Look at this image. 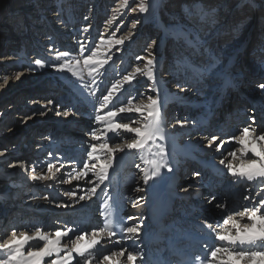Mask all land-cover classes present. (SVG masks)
Wrapping results in <instances>:
<instances>
[{"label":"bare ground","instance_id":"1","mask_svg":"<svg viewBox=\"0 0 264 264\" xmlns=\"http://www.w3.org/2000/svg\"><path fill=\"white\" fill-rule=\"evenodd\" d=\"M17 1L20 2V0H6L4 6H13L11 9L15 10L17 8L15 7V3ZM44 1L45 3L43 9H41L42 11L39 9L37 10L39 2L36 0H27L25 5H23L25 2L21 3V6L18 5V10L21 9V11H23L26 9L25 12H29L25 14L28 20L23 17H21L23 19L19 18L20 15L17 13L18 10L8 16V19L11 21L13 17L17 18V20H13L16 21L14 22L16 28H19L17 25L23 22L25 28H20L21 31L18 29L19 36L15 33L11 34L10 31L8 32L4 29L7 26V20L1 19L0 16V40L2 41L4 39L1 50L5 52L4 56L0 57V83L2 82L1 84H5L6 87V84L14 81L16 82V86H19L21 81L19 82L18 80L30 79V87L26 90V93L34 97L29 98L26 95V101H24L25 109L22 113L27 110L26 107H28L27 105L30 103H35L36 110H28L30 114H27V123L33 120H40L43 117H46L48 120H53L47 121V123L49 122L52 124L51 126L53 128L46 127L48 124L39 125L42 131H40V135L36 137V146H49L54 149L48 164L41 167V169H44V167L47 168L50 173L46 170H39L38 178L34 180V184L38 187V193L35 196L36 202L38 203L40 199L41 204H47L48 199L46 194L48 193L49 187L53 185L54 180L52 171L54 169H59L61 165L60 161L55 158V154L61 152L62 145L59 143L65 136L73 137V133H69L67 128L69 126L67 125L76 124L79 127V131H81L82 127L87 130L88 136H85L83 133L79 134L81 136H74V138L79 141L75 143L78 145L90 144L92 147L96 145V150L93 151L92 148L90 152L80 153V156L83 157L85 155L88 157L89 163L85 168V172L80 170V168L78 171H73L74 168L72 167L60 168L57 172L58 185H61L66 191L73 190L74 187H76L75 191L79 196L73 199V202L90 198L94 194V186L98 182L96 181L97 174L100 172L98 164L101 163L103 166L112 167L117 160L120 161L121 158H124V161L132 162V170L136 171L138 174V177H136L138 180L137 182L128 183V188H132L133 199L136 200L134 202L136 203L134 205L135 207H133L135 209V214H133L135 218L132 219V221L135 220V222L130 224L128 228L137 229L140 223H144V219L153 216V220L150 221L152 225L151 229H156L159 233L163 231L162 238L164 241H173L179 237V235H175L174 233L180 234L179 230H175L174 220L166 223V219V224H159V219L161 217L159 218L157 213L160 207L165 205L163 209H167L169 206V199L166 197L165 192L162 190L163 187L161 186L166 183L170 184V189L175 193V187H173V176L175 171H181L183 180L191 176L193 177L190 170L188 173L180 168L185 166L181 165L188 159L187 154L195 156L198 152L194 151L203 147L199 145L203 139V135L198 133V131L202 129L197 122V120H199L198 117L203 113L208 114L215 105H218L222 112L224 111L225 118H227L229 114H233V111L238 108V105L242 101L240 93L237 92V88L235 87L241 84L243 88H248L252 91L253 98L261 101L260 108L264 111V88L260 87V85H264V65H262L264 64L262 63L264 62V20L262 23V34L258 41V44H260L258 46L259 48L256 47L254 50L252 49V51L244 49L245 51L242 53V50L238 48L242 40L240 38L235 46L222 48L220 35L225 34L224 31H227L226 29L224 30L225 20L219 19L217 21L222 28L220 27L218 31L219 35L216 34L213 36L214 40L212 42L201 39L202 32L204 31L203 26L200 25L212 23V20L209 21L206 19L209 15H213L211 11L212 8H207L206 5H200L202 0L199 2L183 0L185 3H183L181 7L183 9L186 8L184 9L187 18L185 25L178 23V20H181L180 14L182 13V11H178L179 7H172L169 8V11L167 10L169 12L167 13L169 17L166 18V21H168L167 23H163L161 19H159L160 7L165 5L175 6L179 1L143 0L148 10L146 12H141L139 10L140 16L147 23L160 28L157 32V38L153 37L152 39L153 42L148 54V52H145V38L143 35L139 32L134 33L132 29L126 32L123 23L117 20L118 15L121 14V10L129 8L133 0H127L126 5L124 0H109L110 8L123 5V7L119 9L120 12L118 14L114 13L116 10L115 8L101 10L110 13L105 17L104 12L100 11L99 19L96 13L97 10H95V14L90 18L92 22L88 17L90 13H85L83 17L80 15V10H77L78 6L73 2L76 0H57L58 4H56V0ZM82 1L84 3L87 0ZM134 1L137 2L136 6H138H135V9L139 8L141 0ZM246 1L250 2L249 5L257 4V6L262 7V10H264V6H262L264 5V0H240V3H245ZM225 2H227V0H225ZM77 3L79 2L77 1ZM75 6H77L76 11ZM50 7H57L59 9L56 14L52 15L56 17V19H48L45 16L47 13L43 11ZM2 11L3 8H0V15ZM33 11H40V15L37 12L34 14ZM195 13H197V15ZM32 14L37 18L35 21L32 20V22H35L34 25L29 20ZM39 16L41 20L38 19ZM78 17H82V19L80 20ZM175 17L177 19H174ZM57 20L59 23L58 27L60 26V28L53 25ZM102 25L104 27H102ZM246 25L248 27L250 22ZM33 26H38V28L34 30L32 29ZM48 27L51 29L46 32L45 29ZM211 27H213V25ZM211 27H208L207 30ZM172 28L175 29L173 30ZM212 32H214V29L211 32L206 31V34L203 36L210 37ZM234 37L237 38V36ZM122 38L124 40L123 44L115 43ZM171 40L172 42L176 40L177 43L174 45L170 44V46L172 45L168 49L171 53L170 61L165 64L163 61L166 55V49L168 48V42ZM42 47H44V49ZM137 51L138 54L136 53ZM30 52L32 55L27 56V53ZM238 55H240L239 63L236 60V56ZM89 56L92 57V61L86 64L85 60ZM255 57L260 58V60L258 63L259 65L256 64L254 66L251 59L253 60ZM149 60L152 61L151 65L148 64ZM36 61H39V63H36ZM97 61H99V63H97ZM138 68L141 70L140 72H137ZM149 71H151V76L148 75ZM129 76L132 78L126 80L125 77ZM259 79L262 80L258 81ZM211 81H215L216 83L220 81L219 86L222 88L212 91L214 93H219H217L216 98H213L212 102L211 98L205 102L203 98H199L198 95L200 92L202 93L204 86H207ZM35 82L36 85L43 89L42 92H44V94L47 88L51 89L53 87V89L57 90L62 87V93L66 94L65 103L67 105L63 103L64 106L62 110L58 111L61 114L60 122H58L57 118H53V116L49 117V112L53 111V106L56 104L54 99L60 102L61 100L53 98L52 93L51 95H47V98H44L42 96L43 93L40 92L39 94L34 92L31 86L35 84ZM245 82L247 84L244 86L243 83ZM113 85L116 86L115 90H113ZM109 92L112 93V96L109 101L105 103L103 98L108 95ZM230 92L233 94L236 92L237 95L235 93V96H233ZM3 97L4 96L0 99ZM9 98L12 102L6 106L7 108H2L0 110V124L1 120H5L6 113H10L11 115L17 113L18 116H21L20 109H22V107L17 106L21 103L19 101L20 95H10V97L2 100L7 101ZM166 98L168 101H166ZM222 98L224 99L217 103V101H220ZM172 99H174L176 103L168 106V104L172 102ZM152 100L157 101V103L153 106V115L149 116L148 108L145 106L150 105ZM101 104H104L103 108ZM138 106L141 107L140 112L135 111ZM121 107L131 108L132 111L120 113L118 109ZM17 110H19V112H16ZM171 110L174 111L171 117H169L170 115L168 114ZM109 111L116 112V116L111 118L107 117L106 113ZM97 117H104V119L99 120ZM190 117L195 119V121H189ZM64 118L66 119L64 126L67 128L65 130L62 129L63 126L61 127ZM109 123L128 124L130 128H139L141 130L147 128L149 135L142 137L135 132L122 128L112 129L110 131L108 128ZM17 125H20L17 129H15L16 125L10 126L8 129L10 130L12 128L11 132L15 130V135L21 133L22 129L24 131L26 130L27 136L25 140L20 138L22 135L19 136L18 138L20 140H17L14 144L9 146V150L15 149L19 144H27L24 142L31 139L28 129H21L24 124L21 122ZM45 127L46 129H44ZM56 127L57 130H55L52 135L50 134L51 132L48 133V131ZM244 128L248 129V126ZM31 129H33V127H31ZM194 130L195 132L194 134L192 133V135L197 136L196 138L188 135V133ZM63 132L65 134H63ZM255 133L258 135H255ZM31 134L33 135L32 131ZM118 135L125 136L123 138L124 142L116 139ZM217 135L218 134H215L214 136ZM261 135H264V122H260L257 129L255 127L250 129L247 134L239 135L236 141L240 142L242 139L244 143L240 146L231 147L225 155H221L226 163L231 164V172L235 175L234 178L231 177L232 184L234 186H241L245 189L246 197L244 200H248L252 197L250 204L244 205L243 208L251 207L254 201L259 203L262 199L260 196H264V182L255 181L257 178L261 179V177L253 172L252 178L250 179L247 175L248 169L246 167L251 161H255L254 168L256 169L258 168L259 161L261 162L264 159V141L259 140ZM157 139H161V145H159ZM32 140L33 138L30 142H32ZM124 143H127V145ZM136 143H139L140 146L129 147V145ZM178 143L183 144L182 147H180ZM104 144H107L108 148L100 147V145ZM245 148L248 149L247 152L244 151ZM8 149L6 143L1 144L0 156L8 155ZM110 149H114V151H110ZM253 149L255 151H252ZM159 151L168 152L171 155H164V153L160 155ZM257 153H260V155H257ZM80 156L77 157L79 158ZM111 159H113V163L108 164V161ZM164 159L167 160L165 163ZM10 160L11 159L7 160L8 163L0 167L8 165L6 167L8 168L11 162H15L14 164L16 165L19 159L15 158L14 160ZM5 161L6 160H4V162ZM242 165L245 166L244 169L241 168ZM262 165L264 166V164ZM20 168L21 166H18L14 169L15 175H18ZM219 168L220 166H218L216 170ZM242 171L245 172L244 175L241 174ZM186 173L188 174L186 175ZM15 179H18V176H16ZM241 179L250 182L245 186L244 183L240 182ZM70 180H72L73 183H70ZM9 181L10 179H6L1 185H6ZM225 183L227 182L225 181L224 184ZM146 184L149 185V187L146 186ZM191 185L192 184H185L183 187L185 189ZM77 187L81 188V190L79 191ZM159 187H161L160 191L157 193L153 192ZM147 189L149 193H146ZM167 194L168 196L173 195L171 191H168ZM181 202L178 204V213L180 212V206H183ZM149 204H152V208H148ZM221 209V204L217 202H212L206 208V211L214 217V221L211 223V232L214 233L215 236H218L220 242L224 241L220 239L221 235L228 236L229 234H234L233 230L228 231V228L231 226L224 231L218 228V223L216 224V221L219 218V214H221ZM6 215V213H3L4 217H6ZM44 216L45 215H38V217ZM71 216H73V213ZM73 217V226H76L79 218L76 216ZM261 217L263 216H257L256 219L259 224L262 221ZM220 220L219 218L218 221ZM94 221H97V223L99 222V220L93 219L87 224L91 225ZM233 221H238L242 224L248 223L245 217L232 218L229 222L232 223ZM259 224L257 225V231H259L260 228ZM49 226L54 228L52 223ZM23 228H28L26 232L29 236H35L38 231L34 225H26L23 226ZM169 228H173L174 231L171 232ZM89 230L90 229L85 228L79 232V230L76 229L75 231H69V235L61 236L59 246L63 251L60 255L64 256L68 250L74 247L75 243H83V240L77 241L78 237H84L87 240L98 237L99 233L95 231H92L89 237L87 234L80 235L82 233H88ZM122 232L125 234L127 230H123ZM24 234L25 233L14 236L13 238H22ZM139 234L138 230L134 234L128 232L123 242H118L115 239H99L100 242L94 248L89 249L88 252L85 253V257H78V254L73 252L74 259L71 264H76L77 259L80 260V264H84L88 256L92 257L90 264H140L136 259L138 253L135 252V247L131 244L132 240H140ZM49 236L52 239L56 238V236L53 235ZM13 238L6 243L1 242V244H7ZM116 241L117 244L113 245ZM214 241L216 242V240ZM43 243L44 241L33 239L23 245L22 250L26 255L28 251L36 250L41 247ZM262 249V252H264V248ZM129 254L135 256V260H128ZM104 256H111L112 260L104 261ZM3 258H6V252L0 250V259ZM49 260L50 258L45 257V264H48ZM226 260V254L222 255L221 261Z\"/></svg>","mask_w":264,"mask_h":264},{"label":"rangeland","instance_id":"2","mask_svg":"<svg viewBox=\"0 0 264 264\" xmlns=\"http://www.w3.org/2000/svg\"><path fill=\"white\" fill-rule=\"evenodd\" d=\"M5 1L6 0H4V1L0 0V8H3V11H2V13L0 15L1 19L3 18V20H7V26L4 29L6 31H8V32L10 31L11 34L15 33V34H17L19 36V30L18 29H20V28L24 29L25 28V26L23 25V22L21 24L17 25V27H19V28H16L15 23H14L16 21H13V20H17V18L13 17L14 19L12 18V21H11L10 19H8V16L11 15L12 13L17 12L18 5L21 6L20 4L24 3V2L25 3L23 5H25L27 0H20V2L17 1L15 3V7H17V8L15 10L11 9V7H13V6H8V7L4 6L5 5ZM36 1L39 2V6L37 7V10L39 9L40 11H42L41 9H43L45 1L44 0H36ZM77 1L79 3H77ZM178 1H179V3H177V5H175V6L165 5V6L160 7V9H159V19H161V22H163V23H167L168 22V21H166V18L169 17L168 14H167V13H169L168 12L169 8L179 7L178 11L179 12L182 11V13L180 14V19L181 20H178V23L181 24V25H183V24L185 25V22H186L187 18H186V11H184V9H186V8L183 9L181 7L182 4L185 3V2L183 0H176V2H178ZM193 1L199 2L200 0H193ZM73 2H74L75 5L78 6V7L75 6V11H76V7H77L78 8L77 10H80V13H81L80 15L82 17H83V15L85 13H90L88 15V17H89V20L91 22H92V19H90V18L93 16V14H95V10H97L96 13H97V15L99 16V19H100V13L99 12L101 10H106V9L108 10V9L115 8L116 10L114 11V13L118 14L120 12L119 9L123 7V5H119V6L110 8V1L109 0H101V2H100V0H98V1L97 0L96 1L95 0H87L84 3H83L82 0H76V1H73ZM131 2H132V4H131V6L129 8L123 9L124 11L121 10V14L118 15V19L117 20H120L123 23V26H124L126 32H128V31H130L132 29V31H134V33L139 32V33H141V35H143V37L145 38V41H144L145 52H148L149 49L151 48V45H152V42H153L152 39H153V37L157 36V32L160 30V28H157L154 25H151V24L147 23L144 19H142V17L140 16V13H139V8H136V11H132V9L135 8L137 2H135L134 0L131 1ZM224 2H225V0H202L201 1L200 5H206L207 8H212L211 11H212V14H213L212 16L209 15L208 18L206 19V20H209V21L212 20V23H210V24L209 23H207V24L204 23V24L200 25V26H203V31H204V32H202L201 39H206L207 41H211L212 42L214 40L213 36L216 35V34L219 35L218 31L220 30V27L222 28V26H220V23H218L217 21L219 19H222V20H225L224 30L225 29L227 30L226 31L227 33L224 31L225 34L220 35L222 48L223 47L226 48L227 46H229V48L231 46L232 47L235 46V44L238 43L239 38L242 39V40H241V44L239 45L238 48H239V50H242V53H244V51H245L244 49H247V51H249V50L252 51V49L254 50L256 47L259 48L258 46L260 44H258V41L260 40V37H261V34H262V28H263L262 27V23H263V20H264V10H262V7L257 6V4L249 5L250 4L249 1H246L245 3H243V2L240 3V0H227V2H225V3ZM56 4H58L57 0H56ZM262 6H264V5H262ZM73 7H74V5H73ZM136 7H138V6H136ZM58 10L59 9L57 7H55V8L54 7H50L49 9H46L43 12L47 13L45 16L48 19H56V17H53L52 15L56 14ZM9 11H11V12H9ZM25 11H26V9H24L23 11H21V9L18 10L17 13H19V15H20L19 18L23 17V18L27 19V16L25 14H27L29 12L26 13ZM40 11L39 12L38 11H33V12H34V14L37 12L40 15ZM101 12H104L105 17H106V15H108L110 13L108 11H101ZM34 14H32L31 18L29 19L30 22H32V20L33 21L37 20V18H35ZM195 14L197 15V13H195ZM102 15H103V13H102ZM82 17H78V19L81 20ZM23 18H21V19H23ZM38 19L41 20L40 16H39ZM44 19H42V20H44ZM174 19H177V18L175 17ZM175 22H176V20H175ZM249 22H250V25L247 27L246 24H248ZM32 23L34 25L35 22H32ZM55 24H53V25L55 27H58V25H59L58 20H57V22ZM133 25H135V27H133ZM212 25H213V27H211ZM102 27H104V26L102 25ZM208 27H211V28L207 30ZM246 27H247V29L245 30ZM33 28H35V26H33ZM58 28H60V26ZM172 29L174 30L175 28H172ZM213 29H214V32H212V34H210V37L203 36L204 34H206V31H210L211 32ZM20 31H21V29H20ZM242 34H244V35H242ZM35 36H37V35H35ZM234 36H237V38H235ZM244 38H245V40H244ZM3 42H4V39L2 41L0 40V57L4 56V53H5L4 51L1 50ZM170 42H168V45H167L168 48L166 49V55H165L164 61H163L165 64L169 63V61H170V56H171L170 54L171 53H170V51L168 49L172 45L177 43L176 40H174V42H172V40H171ZM170 44H172V45L170 46ZM146 47H147V49H146ZM42 48L44 49V47H42ZM136 53L138 54V51ZM148 54H149V52H148ZM29 55H32V53L31 52L27 53V56H29ZM236 60H237L238 63L240 62V55L236 56ZM259 60H260V58L255 57L253 60L251 59V62L255 66L256 64L259 65L258 64ZM234 62H232V63H234ZM262 63H264V62H262ZM262 65H264V64H262ZM226 75H228V74H226ZM261 80L262 79H259L258 81H261ZM18 81L19 82L21 81L19 86H16V84H15L16 82L13 81V82H10V83L6 84V87H5V84L2 85L1 84L2 82H1L0 83V91H1L0 92V98L2 96H4L2 98V99H4V98L10 97V95L11 96L12 95H14V96L15 95H20L19 101L23 102V103H24V101H26V95L29 98H33L34 96H32L31 94L28 95L26 93V90H28L29 87H30V79H27V80H23L22 79V80H18ZM219 82L216 83L215 81H211L207 86H204V89H203L202 93L200 92L198 97L201 98V99L203 98V101H205V102H207L211 98V102H212L213 98H216L217 97V93H218V92L214 93L212 91L214 89H219L220 90L222 88L221 86H219ZM35 84H36V82H35ZM173 84H174V82H173ZM246 84H247L246 82L243 83L244 86ZM48 91H51V89H49ZM230 93L233 96H235L236 92H234V94L232 92H230ZM236 95H237V93H236ZM44 98H47V97H44ZM2 99H0V110L2 108H4V109L7 108L6 106L12 102V101H10L11 100L10 98L7 99V101H3ZM166 101H168L167 98H166ZM27 102H29V101H27ZM173 103H176V101L174 99H172V102L169 103L168 106L170 104H173ZM173 111L174 110H171L170 112L172 113ZM25 112H28V111L25 110L24 113ZM53 112H54V110L51 111V113H50L51 115L49 117L54 116V115H52ZM6 114L7 115H6L5 120H1V124H0V145L6 143L7 149H8L9 146L14 144L17 140L18 141L20 140V139H18L19 136H21V135H26L27 136L26 131H23V133L21 131V133L15 135L16 131L13 130L11 132L12 128L9 130L8 127L16 125L15 129H17L20 126V125H17V124L22 122V124H24L22 128L28 129V131L30 132L29 134H30L31 139H32V138L38 137L40 135L38 133L40 131H42V130L39 129L40 128L39 125H41V124L52 125L49 122L47 123V121H51V120H48L46 117H43L44 119L42 118L40 120H33L32 122L27 123L28 122L27 121L28 117L21 119L20 117H22V116H18L17 113L16 114L14 113V115H11L10 113H6ZM27 114H30V112L27 113ZM27 114H26V116H27ZM55 117H57V116H55ZM57 120H58V122H60L59 121L60 118H57ZM2 121H3V123H2ZM65 121H66V119L64 118L62 120V122L65 123ZM71 125L72 124L67 125V126H71ZM31 127H33V129H31ZM46 127L44 129H46ZM31 131L33 132V135L31 134ZM48 133H50V131H48ZM79 136H81V135H79ZM124 137L125 136H123V135H118L116 139L117 140H121V142H124V140H123ZM30 140H26V141L30 142ZM157 141H158L159 145H161V143H162L161 139H157ZM24 143H27V142H24ZM165 143H166V141H165ZM124 144L127 145V143H124ZM182 145L183 144H179L180 147H182ZM11 149H13V148H11ZM159 152H160V155H162L163 153H164V155H171L168 152H161V151H159ZM241 153H242V151H241ZM164 160H165L164 161V163H165L167 160L166 159H164ZM7 163L8 162H4L3 165H5ZM187 174L188 173H186V175ZM186 179H188L187 181H189V182L186 181V183H185L186 185H190V184L193 183V180L189 179V177L185 178L184 180H186ZM185 184H182L181 187L184 188L183 186ZM40 201L41 200L39 199L38 204H41ZM35 203L37 204V202H35ZM41 205H43V204H41Z\"/></svg>","mask_w":264,"mask_h":264},{"label":"snow or ice","instance_id":"3","mask_svg":"<svg viewBox=\"0 0 264 264\" xmlns=\"http://www.w3.org/2000/svg\"><path fill=\"white\" fill-rule=\"evenodd\" d=\"M125 5L127 4V0H124ZM139 10L141 12H146L148 9L144 5L143 0H141V4L139 6ZM133 11H136L134 8ZM135 27V25H133ZM124 40L123 38L120 40H117L116 44H123ZM92 61V57L89 56L85 63H89ZM36 63H39V61H36ZM99 63V61H97ZM148 64L151 65L152 61L149 60ZM141 70L138 68L137 72H140ZM149 76H151V71L148 73ZM132 77H125L126 80H130ZM261 88H264V85H260ZM116 86L113 85V90H115ZM112 96V93L109 92L108 95L104 96V102L107 103ZM157 101L152 100L150 105H147L145 107L148 108V114L149 116L153 115V106H155ZM101 107H104V104H101ZM120 113L125 112H131V108H124L121 107L118 109ZM136 112L141 111V107L138 106L135 109ZM116 112L109 111L106 113L107 117L111 118L116 116ZM99 120H103L104 117H97ZM109 130L112 129H128L131 132H135L140 136H146L149 135L148 129L145 128L144 130H141L139 128H130L128 124H113L109 123L108 125ZM248 129L245 128L243 132L245 134L248 133ZM259 140L264 141V135H261L259 137ZM241 144L244 143V141L241 139ZM140 144H132L129 145V147H139ZM102 148H108L107 144L100 145ZM96 150V145H93V151ZM110 151H114V149H110ZM245 152L248 151L247 148L244 149ZM252 151H255L254 149ZM257 155H260V153H257ZM255 161H251L249 165H247V175L251 179L253 172L261 177H264V168L261 169H255ZM87 167V166H86ZM242 169L245 168L244 165L241 166ZM242 175L245 174V172H241ZM35 178V177H34ZM262 204H264V201H261ZM249 215L248 210L246 209L245 212L241 213V216ZM258 213L256 211H252L250 214V219L252 221H256ZM262 220H264V217H261ZM235 228L237 229V234L232 235L229 234L228 236H220L221 240H231L233 242H238L240 244L248 243V244H256L257 242H260L261 244H264V225H261L259 228V231H257V225L255 223L247 224L244 226H241L239 223L235 224ZM127 231L129 233H135L137 231L136 228H128ZM64 235L60 231H57L56 238L52 239L50 236L43 234L41 231H37L35 236H29L25 234L22 238H13L11 241H9L7 244H0V250H3L6 252V258L0 259V264H45V257L50 258L48 264H71L73 261V252L78 254V257H85V253L88 252L89 249L94 248L100 241L96 238H93L92 240H87L84 237H78L77 241L83 240V243H75L74 247L68 250L64 256H61L60 253L63 251V249L59 246L60 244V238ZM33 239H38L40 241H44V244L42 247H39L36 250L28 251L25 255L23 249V245L27 244L29 241ZM220 253H226L227 260L221 262V264H241V261L244 262V264H264V252L262 251H229L227 249H221L216 248L215 251L212 252V256L216 257L217 254ZM92 257L88 256L85 260L84 264H90ZM104 261H111V256H104ZM128 260L132 261L135 260V256L129 254ZM76 264H80V260H76Z\"/></svg>","mask_w":264,"mask_h":264},{"label":"water","instance_id":"4","mask_svg":"<svg viewBox=\"0 0 264 264\" xmlns=\"http://www.w3.org/2000/svg\"><path fill=\"white\" fill-rule=\"evenodd\" d=\"M22 129V128H21Z\"/></svg>","mask_w":264,"mask_h":264}]
</instances>
